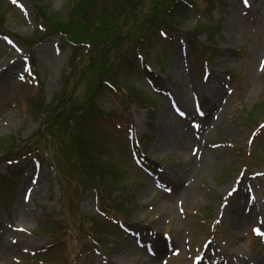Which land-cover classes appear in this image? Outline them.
<instances>
[{"label":"rangeland","instance_id":"obj_1","mask_svg":"<svg viewBox=\"0 0 264 264\" xmlns=\"http://www.w3.org/2000/svg\"><path fill=\"white\" fill-rule=\"evenodd\" d=\"M154 1L95 0L86 21L79 0H0V264H258L264 0ZM98 19L125 22L110 48ZM82 151L100 192L67 167Z\"/></svg>","mask_w":264,"mask_h":264},{"label":"trees","instance_id":"obj_2","mask_svg":"<svg viewBox=\"0 0 264 264\" xmlns=\"http://www.w3.org/2000/svg\"><path fill=\"white\" fill-rule=\"evenodd\" d=\"M94 2H95V0H79L78 4L76 6H74L73 12L71 11V14L67 13V16L68 17H73L74 13H78V14L81 15L82 19L86 20V21H89V19L90 20L94 19L95 18L94 17L95 14H96L97 18L100 17L101 13H94L95 12L94 11V5H95ZM157 4H158L157 0H155L153 5L155 6ZM180 4H181V2L179 0H175V5H176V7H174L175 9L172 10L171 6H170L168 8V12H170V14H176L178 6ZM133 5H134V3H133ZM92 8H93V12L91 11ZM170 14H168V15H170ZM150 21L155 26H157L155 29L158 30L159 26L157 25V23H155V21L153 19L150 20ZM47 22L52 24L51 21L47 20ZM96 22H98L100 24H103L104 26L105 25H110L111 26L110 29H111V31L113 33H109L110 37H111V40H110L111 42H110V44H109V46L107 48L112 47L116 43L117 39L122 36L121 34H117V32L120 30L121 26L123 27L125 25V22L122 19H120L119 21H115L112 24H107L108 22L101 23L99 21V19ZM200 24H202V23L200 22ZM44 28H46V31H48L46 26H44ZM152 30L153 29L151 27V23L150 24L147 23L146 29L143 30L142 34H139L137 36L136 41L133 42V45H136L139 42L142 45V43H143L142 39L144 41L148 40V37H151ZM57 33L66 35L68 38L71 37L70 36V32L68 30H66V29L60 30ZM71 40H72V38H71ZM102 85H103V83H102V79H101V82H98L97 85L95 86V88L96 87L97 88L95 89V93H94V95L92 97H94V96H96L98 94V92L101 90V86ZM63 94L65 96V92ZM116 95L120 96V95H122V92L118 91V94H116ZM64 96H63V99H64ZM59 100L62 103V100L61 99H59ZM65 104L66 103H63V104L59 105V106H61L59 111H57L59 106L55 107L57 109V110H55V115H54V111L52 110L53 118H52V122H51L52 126L50 127V129H52V128L54 129V133H55V130H56L58 136L61 137L62 139L63 138L65 139L66 136L68 134H71L75 129H79L78 121H79V119L81 117L86 116L90 112H94L95 113V111H96L94 109L96 104H94L93 102H87L85 105H83V106H81L79 108H75V109H73V108L68 109V107H65L66 106ZM60 144H62L63 147L64 146L66 147V145L63 142H60ZM5 149H7V151L9 153H11V150H10L9 147H6ZM85 154H86L85 151L80 152L79 155L75 158V160H73L71 163L67 164V167L73 166L75 168V172L78 174L79 179L81 181V184H80L81 187L83 186V187L89 188V187L97 186L96 184L89 183V181H88L90 176H91V172L95 171L93 169V166H92V164H95V163L92 160V164L90 165V163L87 161V157H86ZM98 190H99V188H98ZM114 198L119 203V198H117V197H114ZM70 227L67 228L68 231H70ZM82 228L85 229L86 227L83 226ZM54 230H57V228H54ZM80 232H83V230H80Z\"/></svg>","mask_w":264,"mask_h":264},{"label":"bare ground","instance_id":"obj_3","mask_svg":"<svg viewBox=\"0 0 264 264\" xmlns=\"http://www.w3.org/2000/svg\"><path fill=\"white\" fill-rule=\"evenodd\" d=\"M182 75V74H181ZM184 90L186 91V93H185V97H186V99H185V101L187 102V103H189L190 102V96H189V91H190V89L187 87V86H185L184 85ZM189 139H190V141L192 142V138L191 137H189ZM189 140H188V142H190ZM184 148V152H186L187 150H186V147H183ZM207 155V152H203L202 153V156H206ZM193 163H194V161H193ZM11 249V248H10ZM262 257H260L259 258V261L257 262L258 264H264V253H262V255H261ZM149 264H156V262L153 260V261H151Z\"/></svg>","mask_w":264,"mask_h":264},{"label":"snow or ice","instance_id":"obj_4","mask_svg":"<svg viewBox=\"0 0 264 264\" xmlns=\"http://www.w3.org/2000/svg\"><path fill=\"white\" fill-rule=\"evenodd\" d=\"M244 3H245V5H247L248 4V0H244Z\"/></svg>","mask_w":264,"mask_h":264}]
</instances>
